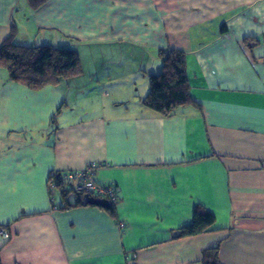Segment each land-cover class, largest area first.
<instances>
[{
	"label": "crops",
	"instance_id": "0c3cea01",
	"mask_svg": "<svg viewBox=\"0 0 264 264\" xmlns=\"http://www.w3.org/2000/svg\"><path fill=\"white\" fill-rule=\"evenodd\" d=\"M12 24L18 43L77 55L83 45L141 46L131 73L153 60L148 77L161 69L158 50H181L193 102L163 116L142 104L148 79L137 98L136 81L120 83L129 92L117 85V100L109 76L78 91L101 99L74 107L60 86L31 91L0 68V264H201L214 244L221 264H264V0H46L36 11L0 0V45ZM90 164L116 190L113 215L48 191L50 174ZM196 206L213 225L175 237Z\"/></svg>",
	"mask_w": 264,
	"mask_h": 264
},
{
	"label": "trees",
	"instance_id": "16d2710c",
	"mask_svg": "<svg viewBox=\"0 0 264 264\" xmlns=\"http://www.w3.org/2000/svg\"><path fill=\"white\" fill-rule=\"evenodd\" d=\"M29 7L36 11L46 0H26ZM222 31H225L222 26ZM17 28L11 26L9 35L0 45V68L7 72L9 82L19 84L31 91H38L45 86H57L62 81L81 74L77 52L65 47L46 45H24L15 41ZM244 44L252 49L258 45L257 40L247 38ZM161 69L149 75V90L142 99V104L160 115H171L178 107L192 103L189 84L185 72V53L177 49H160L157 51ZM54 122V120H52ZM58 175L60 172H56ZM54 181L55 190L65 198L68 195L81 197L64 186L60 176L49 175L48 182ZM77 200L75 205L80 204ZM71 206V205H69ZM66 205V207H69ZM113 206L108 208L113 215ZM64 209V207H62ZM214 223V216L196 206L192 223L177 231L175 237H189L205 233ZM8 227V226H7ZM201 264H221L219 244L207 247L201 252Z\"/></svg>",
	"mask_w": 264,
	"mask_h": 264
},
{
	"label": "rangeland",
	"instance_id": "374dc122",
	"mask_svg": "<svg viewBox=\"0 0 264 264\" xmlns=\"http://www.w3.org/2000/svg\"><path fill=\"white\" fill-rule=\"evenodd\" d=\"M23 2V1H22ZM16 17H18L15 14ZM21 21L22 18L18 17ZM15 20V19H14ZM224 22L219 21V25ZM25 24V23H23ZM30 27V25H29ZM219 27V26H218ZM21 33V32H20ZM30 39L36 41L34 36V32L30 31ZM38 35V41L40 40H49L50 38L48 37L47 33L45 32H40L37 33ZM22 37V35H20ZM51 37V35H50ZM16 41V40H15ZM54 41V40H53ZM17 42V41H16ZM56 47H62L60 43H55ZM70 46V45H69ZM74 48V47H73ZM78 48V57L80 61V66L83 68L84 76L82 79V83H79L78 80L69 78L65 81H62L57 86H60L61 90L65 93H69V98L66 99V102L70 105H74V107L77 106L76 101H90L92 100H97L101 99L99 97V92L98 91H92V92H79V89H81L83 86H85L86 83L90 84L92 83L94 87L98 85V81L101 84V82H105L109 76H112L113 82L111 84H114L111 98L113 99H121L123 98V94L120 91L119 86L124 88L126 92H129V87L126 84L120 85V83H124L126 81H129L131 84L133 82H137L139 87L132 86V92L131 95L134 98H137L139 93L142 92L143 96L146 94L148 86L146 85V79H148L149 82V77L148 73L151 72V69L153 67H150L154 64L153 60H150L149 63L147 64L146 67H141V69H144L147 74H143L142 72L138 73H131L132 69L135 68L133 63L137 60V57L140 54L145 55V50L141 46H133L130 44H117V45H103V46H77ZM156 51V50H154ZM152 51V52H154ZM124 53L127 56H132V58H127L124 56ZM150 52L147 51L146 54ZM153 54V53H152ZM152 54H148V57H153ZM117 55V56H115ZM120 55V56H119ZM114 56V57H113ZM113 58V59H112ZM117 58H123V61L121 65L118 64L116 61ZM160 61V60H159ZM161 64V62H160ZM124 73V74H123ZM131 76H129V74ZM115 74H120V75H115ZM77 77V76H75ZM73 77V78H75ZM129 77V79L127 78ZM128 79V80H127ZM81 80V79H80ZM92 81V82H91ZM109 83V86H111ZM83 85V86H82ZM102 85V84H101ZM103 87V85H102ZM108 91H103L102 96H106ZM142 96V97H143ZM68 109V108H67ZM75 110V109H74ZM73 110V111H74ZM55 194V199L59 197L57 193Z\"/></svg>",
	"mask_w": 264,
	"mask_h": 264
},
{
	"label": "built area",
	"instance_id": "2783aa9c",
	"mask_svg": "<svg viewBox=\"0 0 264 264\" xmlns=\"http://www.w3.org/2000/svg\"><path fill=\"white\" fill-rule=\"evenodd\" d=\"M95 168V164H90L87 168L78 172L66 171L59 175L54 172L52 173V176H60L64 186L73 193L87 195L98 199H105L109 202V205H115L117 201L115 188L113 186H103L97 183L93 177ZM48 184V191L54 193L56 191L54 181H50ZM49 197L52 204H54V198L51 195H49ZM53 208L56 209V205H53ZM1 234L3 237L7 238L6 233L2 232Z\"/></svg>",
	"mask_w": 264,
	"mask_h": 264
},
{
	"label": "water",
	"instance_id": "95a60500",
	"mask_svg": "<svg viewBox=\"0 0 264 264\" xmlns=\"http://www.w3.org/2000/svg\"><path fill=\"white\" fill-rule=\"evenodd\" d=\"M83 206L85 205H95L101 208H109V202L105 199H98V198H93L87 195L83 196V200L81 203Z\"/></svg>",
	"mask_w": 264,
	"mask_h": 264
}]
</instances>
